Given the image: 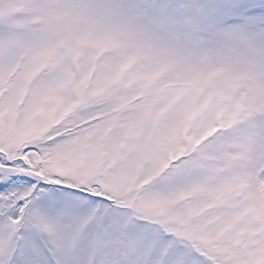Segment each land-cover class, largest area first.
Instances as JSON below:
<instances>
[{
  "label": "snow or ice",
  "instance_id": "6c2138e0",
  "mask_svg": "<svg viewBox=\"0 0 264 264\" xmlns=\"http://www.w3.org/2000/svg\"><path fill=\"white\" fill-rule=\"evenodd\" d=\"M0 264H264V0H0Z\"/></svg>",
  "mask_w": 264,
  "mask_h": 264
}]
</instances>
